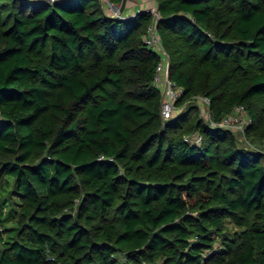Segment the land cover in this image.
Returning <instances> with one entry per match:
<instances>
[{
	"label": "trees",
	"instance_id": "1",
	"mask_svg": "<svg viewBox=\"0 0 264 264\" xmlns=\"http://www.w3.org/2000/svg\"><path fill=\"white\" fill-rule=\"evenodd\" d=\"M155 9L167 120L149 11L0 0V264H264V0Z\"/></svg>",
	"mask_w": 264,
	"mask_h": 264
},
{
	"label": "built area",
	"instance_id": "2",
	"mask_svg": "<svg viewBox=\"0 0 264 264\" xmlns=\"http://www.w3.org/2000/svg\"><path fill=\"white\" fill-rule=\"evenodd\" d=\"M24 1H37L47 4H54L59 0H24ZM124 1V0H123ZM123 1L115 3L111 0H99L104 12L112 17L118 18H128L134 13H126L123 11ZM139 11V10H137ZM149 11L153 17V23L148 27V33L145 37L146 43L155 49H157L161 54V61L156 67V74L154 81L158 86H163L162 88V105H161V116L164 120L169 119L175 108V101L180 96L182 89L178 87L174 82L168 78V54L161 46L160 38L156 29L155 22L159 18V15L155 8H150ZM164 74V78L162 77ZM200 103L207 104L209 100L207 98L199 97ZM246 110L243 106L238 105L234 107L231 114L225 116L217 125L237 132H242L244 134L245 128L251 123V118L248 116L246 119ZM246 122V124H245ZM212 125H216L215 122L210 121ZM245 137V136H244ZM194 141H200V135L194 136Z\"/></svg>",
	"mask_w": 264,
	"mask_h": 264
},
{
	"label": "rangeland",
	"instance_id": "3",
	"mask_svg": "<svg viewBox=\"0 0 264 264\" xmlns=\"http://www.w3.org/2000/svg\"><path fill=\"white\" fill-rule=\"evenodd\" d=\"M129 0H125L124 2V6H123V11H127L125 8H127L128 10H130L132 8V4L131 5H128ZM134 2H142L144 3V6H146V10L150 9V8H155V5H156V0H132ZM161 46L163 47V45L161 44ZM164 49V47H163ZM165 50V49H164ZM166 51V50H165ZM169 62V61H168ZM162 77L164 78V74H162ZM160 87V90L162 92V88L163 86H159ZM199 108H200V112H201V115L202 117L209 121L211 119V116H210V113H209V110H208V105L207 104H204V103H200L199 104ZM247 114V113H246ZM248 114L246 116V119L248 118ZM246 124V122H245ZM246 130V128H245ZM235 135L238 139V141L243 145V144H247V145H250V147H254V146H259V148L264 152V138L261 139V140H257L255 142L252 141V138L253 136L252 135H246V132H244V134L242 132H235ZM245 136V137H244ZM227 225H228V228H230L232 231L235 230V226H233V224L230 222V221H227ZM229 237H232V234H229L228 235Z\"/></svg>",
	"mask_w": 264,
	"mask_h": 264
},
{
	"label": "crops",
	"instance_id": "4",
	"mask_svg": "<svg viewBox=\"0 0 264 264\" xmlns=\"http://www.w3.org/2000/svg\"><path fill=\"white\" fill-rule=\"evenodd\" d=\"M129 4L128 5H131L132 4V8L130 10H128L127 8H125L127 11H124L126 13H134V12H137V10H146V6H144V3L142 2H134L132 0H129L128 1Z\"/></svg>",
	"mask_w": 264,
	"mask_h": 264
},
{
	"label": "water",
	"instance_id": "5",
	"mask_svg": "<svg viewBox=\"0 0 264 264\" xmlns=\"http://www.w3.org/2000/svg\"><path fill=\"white\" fill-rule=\"evenodd\" d=\"M124 2H125V0L123 1V5H124Z\"/></svg>",
	"mask_w": 264,
	"mask_h": 264
}]
</instances>
